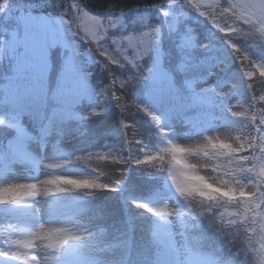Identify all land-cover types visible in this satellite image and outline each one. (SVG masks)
<instances>
[{
  "label": "trees",
  "instance_id": "1",
  "mask_svg": "<svg viewBox=\"0 0 264 264\" xmlns=\"http://www.w3.org/2000/svg\"><path fill=\"white\" fill-rule=\"evenodd\" d=\"M231 3L222 0L214 10L203 0H0V112L6 104L27 100L50 146L66 150L73 165L99 176L98 183L68 182L61 194L67 200L82 197L87 209L82 206L83 217L97 225L80 241L87 256L102 263L124 260L128 249L110 243L130 226L138 249L131 256L141 260L144 254L154 255L150 216L131 198L143 197L160 185L161 174L172 162V153L157 147L162 133L156 115L191 102L186 77L215 73L214 87L228 81L246 97L249 109L237 124L247 128L249 137L243 149L227 145L212 154L226 155L227 163L240 171L235 172L236 179L247 176L256 181V188L238 196L182 193L181 203L191 217L200 219L203 229L196 241L219 262L264 264V176L259 171L264 146L257 132L264 127V21L244 17ZM29 13L39 22L26 20ZM140 16H146L145 26L138 27ZM89 18L97 20V27H88ZM44 20L49 33L61 20L67 21L68 44L63 45L61 38L49 42L47 78L37 77V82L13 78L16 61L8 56L10 44L20 47L25 29L37 30ZM103 20H119L123 26L101 30ZM140 29L150 30L151 39L137 51L129 47L130 59L118 50L114 37ZM71 56L87 73L92 95L79 97L64 90L70 77L63 68ZM29 69L33 74L34 67ZM33 89L47 93L34 94ZM54 125L55 132L46 134ZM15 135L13 127L0 123V154L3 141L13 143ZM12 157L8 151L0 158V178L5 163L15 165ZM16 198L0 191V233L8 220L3 211L15 207ZM210 226L216 232L205 235Z\"/></svg>",
  "mask_w": 264,
  "mask_h": 264
},
{
  "label": "rangeland",
  "instance_id": "2",
  "mask_svg": "<svg viewBox=\"0 0 264 264\" xmlns=\"http://www.w3.org/2000/svg\"><path fill=\"white\" fill-rule=\"evenodd\" d=\"M221 1L203 0L214 10L221 4ZM236 6L244 17L259 21V24L264 21V0H232L231 7ZM225 11H227L226 8ZM217 13L222 15V11ZM24 17L33 23L39 20L31 13ZM95 21L97 20L87 19L88 27H97ZM146 21V16H140L138 27L141 24L144 25ZM110 25L122 27L123 23L119 20L112 22L103 20L99 28L105 30ZM49 31L50 33L47 20L40 22L37 30L31 27L25 29L23 41L26 47L21 53L13 54L17 71L27 72L29 68L34 67L35 63L38 69L41 68L38 78L42 80L46 78L47 67H49L47 63L50 51L49 42L58 41L61 38L62 44L67 45L68 36L71 34L70 26L65 20L59 22L56 30ZM151 35L152 32L148 29H140L137 32L126 30V32L122 31L121 37H114L113 42L122 54H126L129 47L137 51L140 46H148ZM14 47L17 48L15 44ZM71 48L74 51V48ZM126 56L133 58L131 54H126ZM157 61L160 60L157 58ZM157 66L159 68L160 64ZM68 67L69 77L74 74L73 70H76L81 74L84 85L88 82L87 73L83 72L75 58L68 63ZM158 73L161 76L165 74L162 69ZM17 76L18 73L14 74L13 78ZM212 79H196L191 84L197 85L201 90H207L206 86ZM229 88L231 87L228 86L225 90ZM207 97L213 98L215 103L203 109L197 121L187 123L182 115H172L168 118L171 127L168 128L164 144L172 148L177 155L176 164L170 170V183L175 189L181 187L204 189L201 188L204 185L224 189L227 181L224 174L216 168V158L208 150L216 146L227 145L243 149L248 144L249 131L247 128L244 126L241 129L240 124H234L229 119L233 113H245L249 108L241 94L232 92L227 98V104L232 105L230 113L223 107L224 97L221 93L213 95L212 90L208 89ZM1 115L7 116L5 118L8 120L25 123L28 127L29 123L33 125V114L28 109L16 112L7 110ZM56 128L57 125L51 126L52 130ZM33 134L37 135L35 132ZM37 138L40 137L37 136ZM26 152L30 161L21 164L13 173H9L0 181V191L15 195L16 201L22 204V207H19L29 210L23 215L35 216L39 220L36 224L25 219L11 221L12 250L9 253L12 262L13 264H76L78 258L75 247L78 244L79 231L82 229L76 213L78 201L59 208L63 204L59 198V192H66L65 186L68 182L92 184L99 181L95 180L94 175L68 166L71 156L67 157L61 151L37 146ZM260 167L264 172V159ZM251 188L253 189L254 186L252 185ZM175 202L174 194L147 202L156 212L157 221L154 231L157 238L165 246H171L175 250L170 252V249H167L162 252L161 257L158 258L159 263L214 264L207 258L193 254L184 236L185 224L182 222L181 211ZM34 257L38 259L34 260Z\"/></svg>",
  "mask_w": 264,
  "mask_h": 264
},
{
  "label": "clouds",
  "instance_id": "3",
  "mask_svg": "<svg viewBox=\"0 0 264 264\" xmlns=\"http://www.w3.org/2000/svg\"><path fill=\"white\" fill-rule=\"evenodd\" d=\"M181 195H183V194L181 193Z\"/></svg>",
  "mask_w": 264,
  "mask_h": 264
}]
</instances>
